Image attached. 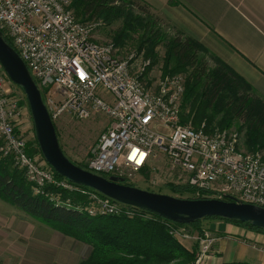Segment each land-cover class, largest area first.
<instances>
[{"label": "built area", "instance_id": "obj_1", "mask_svg": "<svg viewBox=\"0 0 264 264\" xmlns=\"http://www.w3.org/2000/svg\"><path fill=\"white\" fill-rule=\"evenodd\" d=\"M71 5L72 0H0V31L30 72L53 123L64 114L79 121L104 119L88 171L123 182L165 157L169 170L163 184L190 189L195 199L230 198L264 208L262 156L239 150L236 132L182 124L184 76L167 75L154 90L144 86L132 74V56L121 59L112 45L98 42L93 27L77 21ZM7 81L0 66V154L23 171L35 195L65 205L71 204L58 201L62 192L87 196L91 206H73L90 217L140 214L151 219L148 211L56 178L30 136L20 99L6 92ZM152 124L168 133L153 131ZM50 188L55 191H46ZM177 226L168 225L169 235L192 238ZM195 241L198 249L188 264H209L215 238L204 233ZM257 250L264 255V249Z\"/></svg>", "mask_w": 264, "mask_h": 264}, {"label": "trees", "instance_id": "obj_2", "mask_svg": "<svg viewBox=\"0 0 264 264\" xmlns=\"http://www.w3.org/2000/svg\"><path fill=\"white\" fill-rule=\"evenodd\" d=\"M71 7L77 21L84 24L95 19L110 25L122 19V26L114 32L111 41L103 43L112 45L120 56L122 52L119 46L133 40L131 35L135 33L138 37L137 45H131L129 50L138 52L144 45L148 46L144 55L149 62L147 68L151 60L156 61L155 49L165 41L160 78L176 73L183 74L185 78L180 106L181 123L190 122L192 128H202L206 132L230 130L235 126L239 150L255 154L264 151V99L256 94L246 80L202 44L181 32L165 36L158 26L160 20L150 14L153 9L141 0H72ZM207 54L213 65L206 61ZM134 55L138 57L141 54ZM132 60L129 61L132 63ZM241 137L243 148L239 144ZM35 144L41 154L36 138ZM27 152L33 154L32 150ZM13 164L10 157H2L0 154V198L25 215L87 244L90 253L78 264H185L194 259L178 239L169 235L168 225L179 224L151 212V219L140 214L90 217L73 205L59 204L45 196L35 195L23 171ZM55 175L63 179L56 172ZM46 191L55 190L50 188ZM224 200L229 201L228 198ZM205 219L221 220L214 217ZM200 221L190 225L196 226ZM222 221L264 234L247 224Z\"/></svg>", "mask_w": 264, "mask_h": 264}, {"label": "crops", "instance_id": "obj_3", "mask_svg": "<svg viewBox=\"0 0 264 264\" xmlns=\"http://www.w3.org/2000/svg\"><path fill=\"white\" fill-rule=\"evenodd\" d=\"M141 1L202 44L264 99V0ZM2 204L7 203L0 201V264H78L88 257L87 244ZM213 233V264H264V256L245 243L264 245V234L232 223Z\"/></svg>", "mask_w": 264, "mask_h": 264}, {"label": "water", "instance_id": "obj_4", "mask_svg": "<svg viewBox=\"0 0 264 264\" xmlns=\"http://www.w3.org/2000/svg\"><path fill=\"white\" fill-rule=\"evenodd\" d=\"M0 66L10 82L24 94L34 135L44 160L70 183L91 189L115 202L142 209L171 222L190 225L205 218L247 224L264 233V208L233 199H181L122 184V179L105 178L72 163L63 153L53 122L43 104L30 72L0 31Z\"/></svg>", "mask_w": 264, "mask_h": 264}, {"label": "rangeland", "instance_id": "obj_5", "mask_svg": "<svg viewBox=\"0 0 264 264\" xmlns=\"http://www.w3.org/2000/svg\"><path fill=\"white\" fill-rule=\"evenodd\" d=\"M150 14H152L154 17H157L160 20L158 23V26L161 32L165 34V36L169 37V36L174 35L177 32L179 33V30L177 29L176 24L165 20L166 18H164L163 16H160L159 13H155L154 11L150 12ZM87 22L90 26L93 27L94 29L93 33H94L95 38H97L101 42H110L113 37L114 32L118 31L121 28L123 20L118 19L110 25H107L95 19L87 21ZM131 36H132L131 39L133 40H128V42L124 46H119V49L122 52V54L119 57L122 59H126L132 56L133 60L130 66L132 74L135 76H139L144 86L148 87V85H151L150 87H152L154 90L156 82L159 79H161L160 76L162 74L161 73L162 72V59L165 54L164 45H166L164 43L165 41L161 42V44L157 46V48L155 49V52L157 54L156 61L152 62L151 60L150 61L151 64L147 68L148 61L145 59L144 55H146L148 46L144 45L141 49H139L138 52L134 49L129 50V48H131L130 47L131 45H137L136 40H138V37L135 33L134 35H131ZM136 52L141 55L138 57H135L134 54L139 55ZM206 59L209 65H213V61L210 59L209 54L206 55ZM143 73H145V75ZM176 74H181V73H176ZM5 90L6 92L12 94L13 96L18 97L20 99V102L23 101V103L22 104L20 103V105L22 106L23 118L26 120L28 124L27 129L30 131L29 133H31L30 134L31 136L32 134H34V130H33V125H32L30 112L28 109V105L25 101V97L23 93L21 92L18 86L11 84L9 81H7V84H5ZM54 97H55V94H54ZM104 123H105L104 119L98 116L96 117L93 116L86 121H79V120L67 117L66 114H64L62 117L57 119L55 123H53L55 130H56L57 137H58L59 145L63 153L65 154V156L72 163L78 165L81 168H83L86 165V163L88 162L91 156V151L95 144V141L99 133L104 128V125H105ZM185 124H188L191 126L190 122H187ZM24 125L25 124L21 126L23 130H25ZM150 128L157 133H161V134L168 133V130L163 128L162 126H157L156 128H154V124H152ZM226 131L235 133L236 127L232 126L230 130H226ZM242 143H243V140L241 137L240 143H239L241 148H243ZM259 154L264 159V151L259 152ZM13 166L18 168L14 164ZM150 166H149L150 168H147L146 170H142L139 173H132L131 177L123 181L122 184L129 185V186L132 185V187H136L142 190H146V191L157 193V194L170 195L176 198L195 199V197L191 195L192 191L190 189H183V188L174 187L175 185L171 186L169 184H163V182H165L166 180V177H167L166 174L169 170L167 167V161L165 157H158L157 160L150 162ZM166 169L168 170L166 171ZM85 170H88V169L85 168ZM165 171H166V174H165ZM175 189H177V191ZM178 189L180 191H178ZM76 196L79 198H76ZM57 197H58V201L66 200V202L71 205H79V203H81V204H84L82 206H91L90 203L88 202L87 196L83 197V196H80L74 193L62 192V194H58ZM0 201H2L3 203H7L1 198H0ZM3 206H7L9 208L11 205L7 203L6 205H3ZM227 223L228 222L218 220V219H202L196 226L181 225V224H179L180 226L176 225L178 228H181V230L188 232L189 235L192 236V238L190 239L179 240V242L186 248V250L190 254H192V257L194 258L195 251L196 249H198V244L196 243L195 238L197 236H201L203 234V231H205V233L210 234L211 237H214L213 232H215V229H219L220 225L224 226ZM245 243L251 249L262 254L263 251L257 250V249L258 248L264 249L263 244H259L256 242H245ZM211 259H212V256H211ZM72 260H73V257L71 261ZM74 260L77 261L79 259L76 258ZM188 263H185V264H188Z\"/></svg>", "mask_w": 264, "mask_h": 264}]
</instances>
